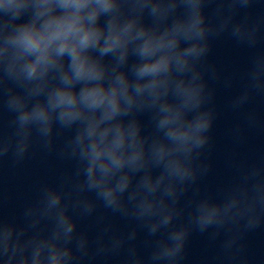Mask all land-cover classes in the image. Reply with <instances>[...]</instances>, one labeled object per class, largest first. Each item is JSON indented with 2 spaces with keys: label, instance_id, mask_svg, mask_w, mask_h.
Segmentation results:
<instances>
[{
  "label": "clouds",
  "instance_id": "obj_1",
  "mask_svg": "<svg viewBox=\"0 0 264 264\" xmlns=\"http://www.w3.org/2000/svg\"><path fill=\"white\" fill-rule=\"evenodd\" d=\"M47 5L43 12L51 11L49 0H43ZM249 0H241L243 6H247ZM58 4L66 11L62 16L50 17L41 28L34 24L21 28L14 38L15 43L21 49V55L34 54L35 59L26 61L21 71L28 78L42 77L48 70L55 66L63 65L59 58L68 54L70 64L68 72H63L61 79L67 87L53 89L46 103H36L31 109L27 108V102L19 96H13L8 101L10 111L18 112L16 122L20 125L17 133L19 139L12 151L15 162H22L33 149V132L35 133L39 147L46 152H56L60 159L70 160L74 164L73 183L68 193L63 189L50 186L42 188L43 200L47 209L58 208L57 225L68 240L76 228V223L68 214L67 205L61 206L65 197L77 195L74 207L81 215L90 216L96 209V203L83 196V193H94L95 200L102 203L105 209L113 213H125L122 197L130 185V176L123 172L126 166L133 169L142 167L144 158L143 141L139 139V128L135 124L125 126L115 118L126 113L136 103V95L145 91L159 98L166 95L170 84L173 82L171 71L173 66L178 73L190 70L193 65L190 60L199 58L207 50V44L199 42L190 43L189 46L180 48L181 37L186 42L202 40L205 28L202 26L204 18L197 12L191 22L187 24L177 23L170 31L160 35H149L145 30L132 34L133 23H128L119 28L114 20L109 21V28L105 33L96 26V20L100 12L108 11L113 7L112 0H58ZM25 6L24 0H0V7L15 9L17 12ZM194 7H199V0H195ZM43 12L41 13L43 15ZM239 28L233 35L239 34ZM142 39L137 51L143 62L136 67L137 82L133 86L125 73L117 74L110 84H105V68L99 60L93 59L89 49L99 46L100 56L121 50L120 61H124L128 54V44L132 40ZM103 44L101 45V40ZM150 77L146 83H140L139 79ZM197 76H193L194 82ZM83 83V87L77 92L72 87L76 83ZM190 82L185 84L183 79L175 81L176 94L183 97L180 108H174L171 104L164 103L160 111L164 114L159 121L161 129L167 127L165 136L176 144V148L167 149L163 144L155 147L154 151L160 160L172 153H180L181 156H173L166 164L169 175L180 180L195 179L199 154L193 156V149L202 147L206 138L201 135L211 125L207 114L198 116L192 123H185L182 108L199 104V96L203 90L202 84ZM130 89L133 91L130 92ZM43 90V86L37 87V93ZM135 93V95H134ZM58 110V111H57ZM97 110L100 114L97 115ZM54 122L59 125V131L69 130L79 122L75 135L67 140L62 148L55 144L59 131L54 130ZM31 125L29 128L27 126ZM11 145L0 141V160L8 155ZM207 169L205 168V171ZM83 176V180L79 178ZM161 176L156 184H152L150 178H145L144 186L149 192L155 191L163 181ZM169 187L166 192H171ZM136 194H133V199ZM154 205L146 198L138 205L139 215L152 213ZM197 223L200 229L213 224L220 211L218 207L202 204ZM171 216H165L164 224H168ZM255 226L254 221L249 222ZM156 231V226L151 229ZM184 231L172 234V239L177 241L174 248L165 249L164 256L174 255L183 245ZM11 231L5 229L0 235L3 243V253L7 257L5 264H12L16 255L8 256ZM85 241L81 239L79 247L83 248ZM103 251V249H101ZM43 246L35 250L31 264H66L72 259L71 250L58 247L53 243L46 259L42 257ZM19 264H28V260L21 259Z\"/></svg>",
  "mask_w": 264,
  "mask_h": 264
}]
</instances>
